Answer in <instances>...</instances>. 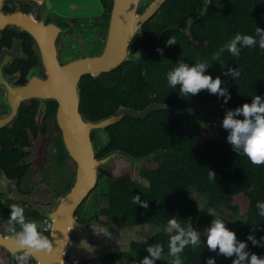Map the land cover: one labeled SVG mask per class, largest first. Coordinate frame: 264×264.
I'll use <instances>...</instances> for the list:
<instances>
[{
	"label": "trees",
	"instance_id": "obj_1",
	"mask_svg": "<svg viewBox=\"0 0 264 264\" xmlns=\"http://www.w3.org/2000/svg\"><path fill=\"white\" fill-rule=\"evenodd\" d=\"M203 0H169L155 21L143 27L144 53L138 60L125 62L111 72L96 78L86 76L80 84L81 114L85 121L97 122L105 117L122 112H142L143 116H126L120 123L108 128L110 143L97 151L102 158L120 150L124 156L143 162L138 174L131 173L112 177L109 171L100 172L97 189L99 195L108 199V206H94L83 215L86 202L77 212V228H87L94 221L105 227L142 225H167L176 218L184 227L199 209L196 196L207 200L216 211L232 210L236 197L244 195L250 203L246 219L242 222H225L226 227L237 234L239 241H246L247 250L264 258V247L253 246L247 240L253 226L264 227V217L256 209L258 201H264V165L254 166L246 156L233 151L228 139L213 140L202 127L200 116L188 110L197 105L209 104L224 111L235 110L251 103L255 95L264 99V50L259 48L256 37L255 48H243L237 58L225 50L221 61L211 59L215 52L235 34L255 35L256 27L264 28V0H212L209 12L198 16ZM194 18V19H193ZM175 37L177 44L167 45ZM162 48L163 55L157 52ZM193 66L207 62L205 75L213 79L220 77L221 87L231 93L225 105L223 98L210 90H201L197 95L182 97L181 85L171 88L167 73L180 62ZM227 68H239V79L224 76ZM168 105L173 110L156 109L154 106ZM243 119V117H237ZM230 131V130H229ZM229 135V133H228ZM228 137V136H227ZM48 140L39 150L45 158ZM133 168V166H132ZM215 172V181L208 179L209 171ZM135 195L147 201V209L132 203ZM100 217H105L102 222ZM34 219H39L37 214ZM170 234H160L148 243L133 241L130 250L112 254V262L124 260L127 264H140L150 254L147 247L159 243L164 245L166 259L155 264H171L167 255ZM259 240L264 231H256ZM216 264H232L236 258L209 251L206 236H201V246L186 247L181 254L183 264H206L208 258ZM86 264H96L94 260Z\"/></svg>",
	"mask_w": 264,
	"mask_h": 264
},
{
	"label": "flooded vegetation",
	"instance_id": "obj_2",
	"mask_svg": "<svg viewBox=\"0 0 264 264\" xmlns=\"http://www.w3.org/2000/svg\"><path fill=\"white\" fill-rule=\"evenodd\" d=\"M115 1L0 0V238L10 240L20 230L9 222L10 205L23 207L26 220L45 225L51 222L45 212L54 211L75 184L77 165L62 142L55 94L62 75L91 67L105 53L119 23ZM155 1L142 0L137 15ZM144 38L142 28L129 47L134 61L144 53ZM86 76L92 75L82 79ZM45 140L43 158L38 149ZM46 191L58 196L50 209L43 204ZM43 231L51 240L52 228ZM0 264H17L1 246ZM27 264L36 262L31 258Z\"/></svg>",
	"mask_w": 264,
	"mask_h": 264
},
{
	"label": "clouds",
	"instance_id": "obj_3",
	"mask_svg": "<svg viewBox=\"0 0 264 264\" xmlns=\"http://www.w3.org/2000/svg\"><path fill=\"white\" fill-rule=\"evenodd\" d=\"M259 39V48L264 50V28L256 27L255 35H243L240 33L225 43L218 52H215L211 59L221 61V68L224 69V63L221 60V53L227 50L234 57H239L243 48H255L257 45L256 37ZM167 45H175V37H170L166 41ZM163 49L158 48L157 52L163 55ZM209 66L207 62H198L189 66L182 61L177 67L167 73V82L171 88L177 84L181 85L179 90L182 97L197 95L201 90H210L212 94L223 98V104H227L231 99V93L226 87H221L222 80L218 76L215 79L211 75H205V69ZM224 76H231L239 79L241 73L239 68H227L223 71ZM243 117L238 119L237 117ZM223 128L230 130L227 137L233 146V151L241 156H246L252 165H264V99L260 95H255L252 102L245 103L242 107L235 110H228L223 119ZM208 179L215 181V172H208ZM132 203L140 205L147 209V201H142L139 195H135ZM11 213L9 222L19 225V231H14L11 239L16 243L20 254L15 256L17 264H27L36 253L52 254L54 251L53 240L38 230L37 224L26 220L23 207L10 205ZM256 209L260 217H264V201L256 203ZM166 231L170 234L167 244V255L171 257V264H183L181 254L186 247L195 248L201 246V233L194 230L190 225L188 227L182 224L174 217L167 221ZM256 231H264V227L253 226L252 232L247 240L251 241L253 246L264 247V236L258 240L255 236ZM175 233V234H172ZM206 244L209 251L219 250V254L226 257L236 258L232 264H264V258L251 253L247 250L246 241H239L237 234L226 227L221 219H213L211 226L206 229ZM146 251L150 254L145 257L140 264H155L157 260L166 259L164 256V245L155 244L147 247ZM206 264H216L215 258H208Z\"/></svg>",
	"mask_w": 264,
	"mask_h": 264
},
{
	"label": "water",
	"instance_id": "obj_4",
	"mask_svg": "<svg viewBox=\"0 0 264 264\" xmlns=\"http://www.w3.org/2000/svg\"><path fill=\"white\" fill-rule=\"evenodd\" d=\"M168 0H156L152 2V8L142 15H137L142 0H116L117 12L120 11L119 23L113 27L111 40L105 53L95 60L92 66H82L70 75H62L60 87L56 90L55 98L60 102L58 109V127L62 132V142L70 156L77 165L76 181L71 191L61 198L57 208L45 215L52 223V238L54 251L52 254L36 253L32 256L36 264H65V258L69 253L73 240V232L77 229V212L97 189L100 172L117 158H124L135 166H141L142 162L124 156L123 153L113 151L108 155L97 158L98 149L106 147L111 137L108 128L120 123L126 116H143L142 112H122L117 115L102 118L97 122H87L81 114V79L86 74L93 77L101 73H108L120 67L123 63L132 60L129 47L133 43L136 34L142 30ZM212 0H204L198 10V16L209 12ZM211 108L209 104H201L191 107L188 112ZM173 110L168 105H160L152 110ZM95 137V139H94ZM0 246L7 248L12 258L19 252L13 239L0 238Z\"/></svg>",
	"mask_w": 264,
	"mask_h": 264
},
{
	"label": "rangeland",
	"instance_id": "obj_5",
	"mask_svg": "<svg viewBox=\"0 0 264 264\" xmlns=\"http://www.w3.org/2000/svg\"><path fill=\"white\" fill-rule=\"evenodd\" d=\"M195 115L200 116L202 127L207 130L208 135L213 140H224L227 138L229 130L223 128V119L227 113L217 107H211L208 109L194 110ZM192 113V114H193ZM99 150V149H98ZM133 166V168H132ZM141 166H135L129 163L124 158H117L114 160L106 171L111 173L112 177H118L125 173H131L135 176V180L139 179V170ZM44 207L47 209L53 208L57 203V197L53 191L48 194L47 191L43 193ZM196 205L199 209L198 214L193 217L189 225L198 232L201 236H206L205 231L211 226L213 219H221L224 222H242L246 219V214L249 210L250 203L246 196L240 195L233 201V207L238 209L235 214L228 208H223L216 211L213 205L208 204L204 198H199L202 195L197 194ZM105 208L108 206V199L99 195V189H96L93 194L87 200L84 208L83 215L88 216V211L94 206ZM102 222H106L105 217H100ZM188 225V226H189ZM51 227L52 223L37 224L38 230L45 227ZM119 228V229H118ZM105 227L103 225L96 224L94 221L91 225L85 229L77 228L73 232V243L70 245L69 253L65 258V264H86L87 260H94L96 264H127L124 260L112 262L108 259L107 254L113 252L130 250L131 243L136 241L140 244L148 243L153 237L160 234H169L166 231L167 225H142L127 227L124 229L120 227ZM45 233V232H44ZM175 234V233H172Z\"/></svg>",
	"mask_w": 264,
	"mask_h": 264
},
{
	"label": "crops",
	"instance_id": "obj_6",
	"mask_svg": "<svg viewBox=\"0 0 264 264\" xmlns=\"http://www.w3.org/2000/svg\"><path fill=\"white\" fill-rule=\"evenodd\" d=\"M125 228H127V227H124V229H125ZM73 240H74V239H73ZM73 240H72V243L74 242ZM69 252H70V251H69Z\"/></svg>",
	"mask_w": 264,
	"mask_h": 264
}]
</instances>
